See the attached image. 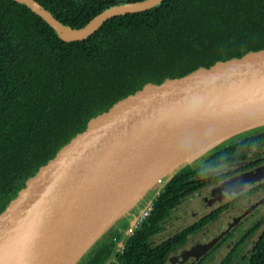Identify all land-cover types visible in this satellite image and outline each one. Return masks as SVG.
Instances as JSON below:
<instances>
[{
    "label": "trees",
    "instance_id": "obj_1",
    "mask_svg": "<svg viewBox=\"0 0 264 264\" xmlns=\"http://www.w3.org/2000/svg\"><path fill=\"white\" fill-rule=\"evenodd\" d=\"M38 1L62 22L81 27L109 5L135 0ZM259 47L264 0H164L112 16L88 37L69 41L28 5L0 0V213L90 116L143 81ZM232 148L218 145L205 162L222 164ZM187 172L167 184L153 215L126 238L123 251L114 256L117 242L109 236L84 264H105L107 258H115L113 264H166L167 249L146 251L149 225L179 200ZM121 234L120 228L114 236ZM251 264H264V230Z\"/></svg>",
    "mask_w": 264,
    "mask_h": 264
},
{
    "label": "water",
    "instance_id": "obj_2",
    "mask_svg": "<svg viewBox=\"0 0 264 264\" xmlns=\"http://www.w3.org/2000/svg\"><path fill=\"white\" fill-rule=\"evenodd\" d=\"M18 1L69 41L88 37L112 16L164 0L115 3L81 27L62 22L38 0ZM262 125L264 47L143 81L90 116L0 213V264H76L166 177ZM252 172L263 173L264 165Z\"/></svg>",
    "mask_w": 264,
    "mask_h": 264
},
{
    "label": "flooded vegetation",
    "instance_id": "obj_3",
    "mask_svg": "<svg viewBox=\"0 0 264 264\" xmlns=\"http://www.w3.org/2000/svg\"><path fill=\"white\" fill-rule=\"evenodd\" d=\"M248 130L251 131L218 144L233 145L222 164L205 162V156L216 145L166 177L164 184L148 194L140 211L136 204L95 244L114 237L116 257L123 251L126 238L149 221L167 184L179 171L188 168V176L180 184L184 186L179 190V200L150 223L152 233L147 237L146 251L167 249L166 264H251L257 240L264 230V172L257 175L252 172L264 165V125ZM150 202L152 210L140 216ZM123 224L125 230L115 237ZM87 252L78 264H84L85 256L92 251ZM114 261L115 258H107L105 264Z\"/></svg>",
    "mask_w": 264,
    "mask_h": 264
},
{
    "label": "rangeland",
    "instance_id": "obj_4",
    "mask_svg": "<svg viewBox=\"0 0 264 264\" xmlns=\"http://www.w3.org/2000/svg\"><path fill=\"white\" fill-rule=\"evenodd\" d=\"M249 131H251V130H247V131H244V132H240V133H236V135H234V136H232V137H230V138H228V140H230V139H234L236 136H238L239 134H242V133H247V132H249ZM227 140V141H228ZM225 141V140H224ZM223 142V141H222ZM221 142V143H222ZM220 144V143H219ZM156 189V188H155ZM154 190V189H153ZM152 192V191H151ZM150 192V193H151ZM148 195H146L144 198H142V200L141 201H139L138 203H137V205L136 206H139V207H137L136 209L137 210H141L142 209V207H143V205L145 204V199H146V197H147ZM123 227H124V224H123V226H121V229H123ZM123 230H125V229H123ZM99 244V242L97 243V244H94L93 245V247L94 248H96V246ZM91 248V250H88V252L87 253H89L90 251H92L94 248ZM90 249V248H89ZM88 255H86L85 257H87ZM79 263V261L77 262V264Z\"/></svg>",
    "mask_w": 264,
    "mask_h": 264
},
{
    "label": "built area",
    "instance_id": "obj_5",
    "mask_svg": "<svg viewBox=\"0 0 264 264\" xmlns=\"http://www.w3.org/2000/svg\"><path fill=\"white\" fill-rule=\"evenodd\" d=\"M152 210V202H150L142 211L140 216L147 215Z\"/></svg>",
    "mask_w": 264,
    "mask_h": 264
}]
</instances>
